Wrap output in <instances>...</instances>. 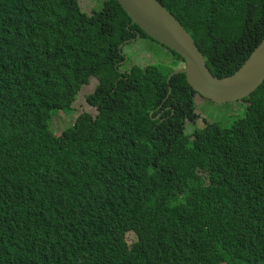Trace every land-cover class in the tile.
Instances as JSON below:
<instances>
[{"label":"trees","instance_id":"1","mask_svg":"<svg viewBox=\"0 0 264 264\" xmlns=\"http://www.w3.org/2000/svg\"><path fill=\"white\" fill-rule=\"evenodd\" d=\"M158 1L215 77L264 37V0ZM81 8L0 0V264H264V80L201 119L179 54L122 69L137 32L156 41L116 0ZM92 77L97 114L56 134Z\"/></svg>","mask_w":264,"mask_h":264},{"label":"water","instance_id":"2","mask_svg":"<svg viewBox=\"0 0 264 264\" xmlns=\"http://www.w3.org/2000/svg\"><path fill=\"white\" fill-rule=\"evenodd\" d=\"M131 23L157 43L179 54L184 64L170 72L184 73L189 86L215 103L240 100L264 80V37L243 64L232 74L215 77L191 35L158 0H118ZM122 46V44L120 45Z\"/></svg>","mask_w":264,"mask_h":264},{"label":"rangeland","instance_id":"3","mask_svg":"<svg viewBox=\"0 0 264 264\" xmlns=\"http://www.w3.org/2000/svg\"><path fill=\"white\" fill-rule=\"evenodd\" d=\"M102 0H80L81 7L88 11L89 9L96 7L98 2ZM81 8V9H82ZM82 9V10H83ZM123 53L126 54V60L122 64V69L128 70L131 65L139 64L145 66L149 63L155 62L159 67H167L168 64L173 62L171 54L167 53L165 57L159 51V43H149V41L131 40L130 44L122 47ZM154 50V53L152 51ZM165 50V49H164ZM180 64V63H179ZM178 64V65H179ZM96 79L90 78L89 83L81 87L78 91L74 101L72 102L70 110H59L49 122V127L53 129L56 134H60L61 130L68 126L79 114L87 112L92 116L97 114V108L87 102L86 96L92 92L94 85H96ZM196 111L200 115L201 119H207L209 121H221L229 124L235 118L234 108L239 106V101L231 103H215L209 99L203 98L197 94L195 98ZM186 127L193 129L191 124ZM136 240L135 234L132 232L127 233L126 241L130 244Z\"/></svg>","mask_w":264,"mask_h":264},{"label":"clouds","instance_id":"4","mask_svg":"<svg viewBox=\"0 0 264 264\" xmlns=\"http://www.w3.org/2000/svg\"><path fill=\"white\" fill-rule=\"evenodd\" d=\"M116 1L118 2V0H116ZM118 4L121 6V4H120L119 2H118ZM121 7H122V6H121ZM122 8H123V7H122ZM123 10H124V9H123ZM138 27H139V26H138ZM135 30H136V29H134V31H135ZM143 32H144V31H143ZM144 33H145V32H144ZM138 34H139V33L137 32V33H136V36H135L136 38L133 37V38H131V40H137V38H139V36H140V35H138ZM149 37H150V36H149ZM150 38H151V37H150ZM151 39H152V38H151ZM152 40H154V39H152Z\"/></svg>","mask_w":264,"mask_h":264},{"label":"flooded vegetation","instance_id":"5","mask_svg":"<svg viewBox=\"0 0 264 264\" xmlns=\"http://www.w3.org/2000/svg\"><path fill=\"white\" fill-rule=\"evenodd\" d=\"M137 31V30H136ZM139 35V34H138ZM141 36H139V38H137V40H140L141 38H140ZM136 38V37H135Z\"/></svg>","mask_w":264,"mask_h":264}]
</instances>
